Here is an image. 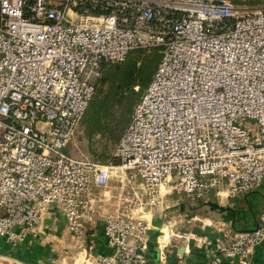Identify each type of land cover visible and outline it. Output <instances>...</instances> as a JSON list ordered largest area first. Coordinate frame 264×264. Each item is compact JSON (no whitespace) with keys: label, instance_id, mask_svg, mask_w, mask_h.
Listing matches in <instances>:
<instances>
[{"label":"built area","instance_id":"2783aa9c","mask_svg":"<svg viewBox=\"0 0 264 264\" xmlns=\"http://www.w3.org/2000/svg\"><path fill=\"white\" fill-rule=\"evenodd\" d=\"M252 1L0 0V239L16 246L38 237L50 211L84 238L96 220L94 188L120 168L140 179L129 202L140 210L127 204L104 215L112 253L98 263L146 264L147 215L163 208V187L190 202L258 188L264 2ZM153 48L161 59L116 143L120 165L71 154L102 65ZM259 219L254 229L225 231L207 264H251L264 208Z\"/></svg>","mask_w":264,"mask_h":264},{"label":"rangeland","instance_id":"374dc122","mask_svg":"<svg viewBox=\"0 0 264 264\" xmlns=\"http://www.w3.org/2000/svg\"><path fill=\"white\" fill-rule=\"evenodd\" d=\"M262 2H264V0H256L255 2L252 1L251 4ZM137 61V66L148 67L155 64L156 57L152 55V53H149V51H146L145 55H142ZM107 88L108 87H106V89ZM116 143L117 141L111 140V137L108 134H104L102 132H90L83 121H81L73 136L69 150L71 154L76 157L89 158L99 164H105L109 161H113L114 165L117 166L120 165V161L116 158V160L114 159ZM139 183V178L135 181V183L132 181L130 182L129 177L128 179H125L123 172L120 168H118L115 169V173L112 176L109 185L96 190L95 227H97L98 231H100V227L98 228V226H100V222H103L105 214L113 212L127 204H131L130 207H133L132 209L135 211L140 210L133 202L129 203L131 199L134 198V189L132 185H139ZM165 192L170 193L166 195L163 208L157 211L155 210L152 214H148L147 217L151 218V215L156 219L162 217L160 229L163 228L164 225L167 227L169 226L171 234L177 237L173 244L185 245V243H188V238L190 236L194 237L195 229L198 226L202 228L205 225V217L198 216V213H201V210L203 209H205L206 212H209L210 209L205 207L204 202L206 199L190 202L183 192L179 193L173 186H168L167 188L163 187V193ZM223 194L225 195L226 191ZM127 199L129 200L127 201ZM211 199H216L218 201L215 196L211 197ZM173 202H177V204L170 205L168 208L166 207L168 203L171 204ZM144 211H147V209H144ZM140 214H143V212H140ZM45 216L42 219L43 223L40 231L41 236H38V240L36 242L23 246L24 249H29L32 252L29 256H24V263L79 264L83 259L80 255V251L88 249V252L90 253V250H92L91 246L95 245L94 242L91 241L92 239L94 240V238H92V234L95 233L94 227L91 228L92 225L86 224V235L84 238L79 239L69 232L63 223L58 226L54 225L51 227L49 223H46L48 218ZM197 217H200L201 219ZM211 227H214L216 230H219L218 228H220L218 225H210L208 228L211 229ZM222 227L225 226L223 225ZM160 229L158 228L156 232H160ZM225 231H227V227L221 229L222 235ZM161 234L160 237L162 236ZM222 235H219L217 238H220ZM194 239L195 237L191 238V240ZM6 247V245L0 243V250H6ZM13 249L16 248L10 249L9 252H14ZM9 256L16 259L11 260L13 263L20 261V259L22 260L19 255H15L16 257H14V254ZM7 262L8 261L0 258V263Z\"/></svg>","mask_w":264,"mask_h":264},{"label":"crops","instance_id":"0c3cea01","mask_svg":"<svg viewBox=\"0 0 264 264\" xmlns=\"http://www.w3.org/2000/svg\"><path fill=\"white\" fill-rule=\"evenodd\" d=\"M96 190H98V188H94L92 192L95 205L97 198ZM213 196H215L218 201L216 199H211ZM226 196L227 195L225 194L223 197H218L215 192H212L205 198V207H208L210 211L206 212L205 209H203L201 210V213H198V216L205 217V225L202 228L198 226L195 229V239L191 240V238L194 237L190 236L191 238H188V243H185V245L173 244L177 237L171 234L169 226L167 227L164 225V227L160 229L162 217L156 219L151 215V218H148L150 222V230L149 247L146 252V264H207V249L210 244L213 245L219 235H222V228L224 229L227 227V230H230L231 232H240L254 229L260 224L259 216L260 212L264 208V180L258 188L247 194L231 198ZM169 203L166 205L167 208L170 205L177 204V202H173L171 204ZM46 216L48 218L46 223H49L51 227L54 225L58 226L63 223L68 229L64 217L60 214L50 211L46 214ZM95 223L96 220L95 222L90 223V225H92L91 228L94 227L95 229V233L92 234V238H94V240H91L95 245L91 246L92 250H90V253L88 252V249L80 251V255L83 259L81 258L82 261L79 264H100L98 263L100 256L112 253V249L109 248L103 234V222H100V226H98V228L100 227V231H98L97 227H95ZM210 225H218L221 229L218 228L219 230H216L214 227L209 229L208 227ZM223 225L225 227H222ZM158 228L161 230L160 232H156ZM160 234L162 235L161 237ZM39 235L41 236L40 233ZM37 240L38 237L30 236L24 242L13 246L8 244L5 240L0 239V243L7 246L6 250H0V258L8 261L7 263L0 264H26L24 263L23 258L24 256H29L32 252L29 249H24L23 246L36 242ZM12 248L16 249H13L14 252H9ZM12 254H14V257H16L15 255H19L22 260L20 259V261H17L16 263L11 262L12 259L16 260L15 258L9 256ZM251 264H264V240L255 247Z\"/></svg>","mask_w":264,"mask_h":264},{"label":"trees","instance_id":"16d2710c","mask_svg":"<svg viewBox=\"0 0 264 264\" xmlns=\"http://www.w3.org/2000/svg\"><path fill=\"white\" fill-rule=\"evenodd\" d=\"M146 51L156 57L155 64L137 66V60ZM161 55L160 48L134 50L122 62H105L102 65L95 92L81 118L90 132H102L110 135L113 141L120 140L132 119L136 104L153 78Z\"/></svg>","mask_w":264,"mask_h":264}]
</instances>
